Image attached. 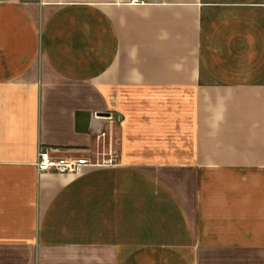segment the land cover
Instances as JSON below:
<instances>
[{
  "label": "crops",
  "instance_id": "crops-1",
  "mask_svg": "<svg viewBox=\"0 0 264 264\" xmlns=\"http://www.w3.org/2000/svg\"><path fill=\"white\" fill-rule=\"evenodd\" d=\"M0 264H264V0H0Z\"/></svg>",
  "mask_w": 264,
  "mask_h": 264
},
{
  "label": "built area",
  "instance_id": "built-area-1",
  "mask_svg": "<svg viewBox=\"0 0 264 264\" xmlns=\"http://www.w3.org/2000/svg\"><path fill=\"white\" fill-rule=\"evenodd\" d=\"M90 165H92L91 160L86 158L56 156L44 147L39 148L36 161V167L40 173L74 174L81 172L84 167Z\"/></svg>",
  "mask_w": 264,
  "mask_h": 264
},
{
  "label": "rangeland",
  "instance_id": "rangeland-1",
  "mask_svg": "<svg viewBox=\"0 0 264 264\" xmlns=\"http://www.w3.org/2000/svg\"><path fill=\"white\" fill-rule=\"evenodd\" d=\"M114 145H115V147H118V132H117V130H115V133H114ZM51 154H53V155H56V156H61L59 153H56V152H51ZM59 154V155H58ZM82 156L81 154H74V153H71V155L70 154H65V155H62V156H65V157H73V156ZM94 159V158H93Z\"/></svg>",
  "mask_w": 264,
  "mask_h": 264
}]
</instances>
